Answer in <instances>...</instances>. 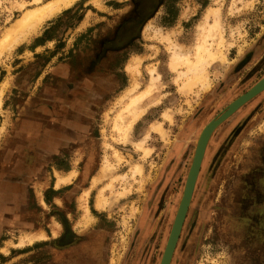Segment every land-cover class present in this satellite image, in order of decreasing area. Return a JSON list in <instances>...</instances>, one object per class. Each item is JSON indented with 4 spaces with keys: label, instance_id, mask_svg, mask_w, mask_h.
Wrapping results in <instances>:
<instances>
[{
    "label": "rangeland",
    "instance_id": "1",
    "mask_svg": "<svg viewBox=\"0 0 264 264\" xmlns=\"http://www.w3.org/2000/svg\"><path fill=\"white\" fill-rule=\"evenodd\" d=\"M21 2L33 7L32 0H0V38L23 14ZM100 2L78 1L0 57V264H92L86 254L96 245L99 264H160L204 127L264 74L245 83L263 52L241 71L236 66L264 33V0H159L138 39L109 54L115 62L105 75L76 74L70 57L78 65L93 55V45L135 9L133 0ZM211 7H221L228 60L208 67L210 89L186 87L180 73L188 69H172L170 47L176 43L194 57ZM153 68L161 78L143 104L147 110L127 141L117 140L115 119L150 84ZM253 114L240 137L226 144L231 126ZM230 120L211 133L199 178L200 188L210 181L208 160L222 149L215 158L220 171L210 181L217 192L211 188L204 200L206 190L197 191L171 264H264V218L245 226L230 221V214L240 217L243 189L255 181L264 93ZM156 122L164 133L152 130ZM28 153L35 154L32 173L20 168ZM137 164L143 171L134 175ZM67 228L69 238L83 241L63 244ZM36 232L48 239L30 241Z\"/></svg>",
    "mask_w": 264,
    "mask_h": 264
},
{
    "label": "bare ground",
    "instance_id": "2",
    "mask_svg": "<svg viewBox=\"0 0 264 264\" xmlns=\"http://www.w3.org/2000/svg\"><path fill=\"white\" fill-rule=\"evenodd\" d=\"M78 1L80 0H32L31 4L33 5V7L29 6L27 2H21L20 7L23 10V14L16 21L11 23L9 27H7L3 36L0 38V57L4 53L5 49L16 46L24 40L28 39L32 34L38 32L39 28L44 22L52 19L65 9L72 7ZM92 1H94L98 5L101 4L100 0ZM206 22L209 24V26L203 29L202 40L197 44L194 57L189 53H185L180 46L172 42L173 44H171L170 47L172 51L170 59L171 62L169 65L172 67V69L178 71L181 66L187 67L188 70L183 69V71L180 73V77L181 75L187 76L184 84L186 87L187 85H195L197 83H201V85H203L205 89L208 90L212 86L208 67L211 66L212 63H216L219 60H228L227 54L225 53V50H223V48L225 49L226 47V38L222 29L221 7H211L206 13ZM216 40L217 47L215 48L214 46ZM240 50L242 51V48ZM141 62L142 61L140 60L139 64ZM150 73V84H148V86H146L144 90L139 92V94L133 95L131 100L126 104L122 112H120L118 117L115 119V129L120 133L117 140L127 141L135 123L145 114L147 110V108L143 104L146 102V100L154 95L155 87L161 78V74L154 68L151 69ZM138 86L139 84H136L133 88H129L131 89L130 93L135 91V87L138 88ZM2 104L3 100L0 98V105ZM125 112L129 113L131 116V119L128 122H126V115L124 114ZM164 116L167 119L172 118L168 112H165ZM163 129L164 128L162 122H156L152 124V130L154 131L164 133ZM148 135H150V133H148ZM138 147L144 151L145 155L149 154L151 151V149L149 147L147 148L143 143L138 144ZM110 168L111 164L108 160L106 161L104 170ZM133 171L134 175L142 173V166L137 164L134 167ZM59 181H66V179L60 177ZM107 202L108 199L103 197L101 201L102 206H105ZM61 227V224L56 225L55 235H58L60 233ZM27 238L30 239V241H34L35 238L48 239V235L44 232H36L34 234H29ZM23 243L24 242L22 241L21 245H23Z\"/></svg>",
    "mask_w": 264,
    "mask_h": 264
},
{
    "label": "flooded vegetation",
    "instance_id": "3",
    "mask_svg": "<svg viewBox=\"0 0 264 264\" xmlns=\"http://www.w3.org/2000/svg\"><path fill=\"white\" fill-rule=\"evenodd\" d=\"M158 1L159 0H133L134 6H135L134 12L130 13V15H128V17L123 22H121L119 24V26L116 28V30L110 36L103 38L102 41L98 42L96 45L95 44L93 45V49L91 50L93 52V55H91L90 57H88L85 60L81 59V61L80 60L77 61L78 65L74 64V63H76L74 61V57H70V60H72V61L70 63L68 62V65H70L72 71H74L76 74L80 73L79 71H81L84 74H86L87 76H92V75H95L97 73L105 75V73H107L106 69H109V67L114 65V62H115V59H112V60L110 59L109 54L123 51L124 49L130 47L133 44V42L138 39V36L141 33L143 26L153 16L155 11L157 10L158 3H159ZM260 52L261 53L263 52L261 59L258 63L254 64L255 65L253 67L254 71H253L252 75L250 77H248V80H246L245 83L249 82L253 78L254 75H256L257 73H260L261 71L264 70V33H263L262 37L260 39H258V43H256L255 46L252 47V49L250 51H248V53L243 57V59H241L239 61L240 63L242 62L241 65H239L240 63H237L236 66H239L238 71H241L245 67H248V65L252 62V60L256 57V55ZM76 74H75V76H76ZM98 77L102 78L103 76L98 74ZM263 77H264V74H262V76L255 83L250 85V87L248 89H246L245 92H247L249 89H251ZM73 89L74 88H72V90ZM262 93H264V90L262 91ZM256 96H255V99H256ZM253 98L251 99V101L249 100L244 105H242L237 111H235L225 121H228V120L231 121L230 119L232 118V116H234L238 112H240L242 107H246V105H248L249 102H253L255 100V99L253 100ZM259 107H261V104L257 105L255 107V109L259 108ZM255 114H256V112H255ZM255 114H253L250 117H249V115H250L249 114L245 117V119H243V120L239 121L237 124H234L233 126H231V129L229 130L228 135L225 138L226 144L229 142H231V144H232L235 139L240 137V135L243 133L244 129H246V127L249 125L250 121L255 116ZM247 117H249V118L247 119ZM233 120L234 119H232V122H234ZM226 144H224V146ZM259 146L260 147L258 149V157H257L258 159L256 160L257 163H255V165L256 164L257 165L252 167V169H255V171H252V172L256 173L255 181L249 182L250 184H246L245 188L243 189V192H244L246 197L242 198V201L244 200V203H242V205H240V207L242 209L241 213L239 214L240 217L230 214V221H234L236 225H239L238 222L240 221V223H242V225L245 226V225H247L246 223H251V222L255 221V217L257 215H260V217L264 218V137L260 138V145ZM209 149H210V142L208 141V144H207V147L205 150V154H204V157L202 160L200 172H199L196 184H195L193 196H192L190 206H189L188 211H187L185 221L187 220V217L189 215V211L191 209V206H192V203H193V200H194V197H195L197 191L199 193L200 190H206L205 191L206 193L203 194L204 200L208 199V197H209L208 191H210L211 188H214L215 191L217 192L218 187L215 184L212 185V183L210 181H211V177L215 178L216 174H218V172L220 171L221 163L216 166L215 165V163H216L215 158H217V160H218V158L222 154V149L219 150V152H215V155L213 156V158L210 157L208 160L209 165L207 168L210 169V173L208 176L210 181H207L203 185L204 187L200 188V186H199V178H200V175L202 173L203 168L205 167L206 160H207V154L209 152ZM27 156H35V154H29L28 153ZM194 156H195V153H194ZM192 163H193V160H192ZM191 166H192V164H191ZM190 169H191V167H190ZM189 172H190V170H189ZM212 172H213V175H212ZM188 176H189V173H188ZM187 180H188V177H187ZM186 184H187V181H186ZM186 184L184 187V191L186 188ZM184 191H183L181 199H180V203H179V206L177 209V213H178L179 208H180V204H181V201H182V198L184 195ZM177 213H176V216H177ZM176 216H175V218H176ZM174 221H175V219H174ZM185 221H184L183 228L185 226ZM173 224H174V222H173ZM172 228H173V225H172ZM172 228H171V231H172ZM183 228H182V230H183ZM171 231H170V233H171ZM70 234L71 233L67 228V230L64 231V233H62V235L60 237V241L63 242V244H66V246H72L74 244H77L78 241H83V239L78 237L77 235H73L72 238H69ZM169 236H170V234H169ZM168 239H169V237H168ZM179 240H180V237H179ZM179 240H178V242H179ZM167 243H168V240H167ZM167 243H166V245H167ZM177 245H178V243H177ZM177 245H176L171 263L173 261L174 255L176 253ZM165 249H166V246H165ZM165 249H164V251H165ZM86 255L88 257L91 255V258L93 259V261H92L93 263L91 262L92 264H94V263L99 264L100 260L103 257L102 248L99 245H96V247L92 246ZM163 255H164V252H163ZM163 255H162V258H163ZM80 256H83V254L81 253ZM161 261H162V259H161ZM160 264H161V262H160Z\"/></svg>",
    "mask_w": 264,
    "mask_h": 264
},
{
    "label": "water",
    "instance_id": "4",
    "mask_svg": "<svg viewBox=\"0 0 264 264\" xmlns=\"http://www.w3.org/2000/svg\"><path fill=\"white\" fill-rule=\"evenodd\" d=\"M264 90V77L256 83L251 89L247 92L240 95L234 101L230 103L228 108L221 113L216 118L212 119L203 129L199 139L198 144L195 151V156L193 158V163L189 172L186 188L184 191V195L180 204L179 211L175 218L172 231L170 233L168 243L166 245V249L164 251V255L161 261V264H171V260L178 243L180 233L182 231L184 221L187 215L188 208L190 206V202L193 196L195 184L200 172L202 160L205 154V150L210 139L211 133L214 129L220 125L223 121H225L228 117H230L235 111H237L242 105L251 100L253 97L258 95L260 92Z\"/></svg>",
    "mask_w": 264,
    "mask_h": 264
},
{
    "label": "crops",
    "instance_id": "5",
    "mask_svg": "<svg viewBox=\"0 0 264 264\" xmlns=\"http://www.w3.org/2000/svg\"><path fill=\"white\" fill-rule=\"evenodd\" d=\"M34 159L35 156H27L26 161H24V163L20 166L21 170L26 173L34 172V167H35Z\"/></svg>",
    "mask_w": 264,
    "mask_h": 264
}]
</instances>
